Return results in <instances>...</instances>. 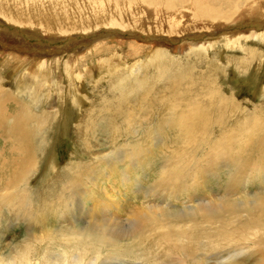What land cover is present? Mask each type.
<instances>
[{"label":"bare ground","instance_id":"6f19581e","mask_svg":"<svg viewBox=\"0 0 264 264\" xmlns=\"http://www.w3.org/2000/svg\"><path fill=\"white\" fill-rule=\"evenodd\" d=\"M233 2L0 0V20L4 25L19 26L31 35L50 41L87 35L94 42V37L102 33L106 37L117 38L120 45L101 48L102 43L95 41L94 51H90L89 55H79L80 51L77 50L67 52L62 57L58 54L36 56L35 63L23 66V69L15 73L16 77L9 86L0 75V231L3 230L0 233V243L11 232L8 231L10 225L13 228V224L19 220L24 223L27 232L19 241L13 238L1 247L0 264H108V260L112 258L103 260L104 257L95 255L100 246H118L121 249L126 247V240L132 242L142 236L154 240L153 246L157 248L158 257L152 256L155 248L152 244V250L148 251L153 254L149 252L145 256L149 261L151 258L155 259L153 264H264L263 188L260 193L251 198L246 197L247 199H231L225 195L212 203L201 201L185 213H178L169 207L153 208L146 213L131 210L126 215L129 217L126 222L131 228L121 237H118L112 221L104 213L112 209L109 203L114 204L115 198L103 193L108 202H101L100 205V200L96 199L97 191L100 190L99 175L96 177L98 167L103 165L113 174L116 164L124 161L131 167L135 165V159L144 158L140 144L135 149L131 148L132 151L129 150V138L137 135L140 125L152 121L156 122V126L165 125L173 132L170 140L172 148H184L181 152L178 150L177 153L169 152L167 155L163 152L165 156L162 159H165L161 170L166 173V180L172 182L173 186L196 163L208 168L215 163L216 166L219 165V161L227 164L225 167L230 178L228 189L234 190L250 178H260L259 181L264 183V86L260 88V80L264 74V52L261 51L262 55L254 57L253 54L259 51L244 46L245 42L248 44L253 39L257 41L253 43L255 46L264 40V0H251L242 10L236 5L231 12L223 8ZM242 22L260 25L259 28L262 29L231 31L230 27ZM6 35L0 28V37ZM218 35L221 36L217 37ZM212 37L228 51L242 52L240 57L236 56L242 65L240 70L250 74L248 83L256 88V95L260 91L263 98L260 104H252L250 111L239 109L234 98L224 96L218 86L219 81L214 79L217 70L212 72L207 67L189 70L190 73L189 68H186L187 76L177 75L179 72L176 70L175 77L160 80L161 76L154 78L151 83L144 82V74L149 71L146 66L155 61L157 64L158 61L162 62V65L165 60L168 61L170 50L165 44L169 41L187 40L186 46L190 52L198 50V53L207 56L213 45L217 44L211 41ZM139 41H144V46ZM123 45L125 46L121 47ZM262 45L264 48V43L260 46ZM106 51H111V54L108 55L107 52L109 58L102 59L101 54ZM145 51L147 52L144 54ZM96 55L100 58L96 63L98 68L88 65V61ZM193 55L191 54L192 57ZM20 58L21 56L11 53L10 58H5V61L13 63ZM206 61L208 62L207 59ZM177 63L181 69L182 65ZM168 64L167 69L170 68ZM60 66L63 67L62 71ZM191 66L195 65H190V69ZM234 69L240 71L237 67ZM225 74L224 69L220 68L219 77ZM99 75L101 77H97L96 82H107V94L91 103L83 83L86 78ZM49 76H54L56 89H53V81ZM12 87L15 90H11ZM85 105L86 109H82L84 112L82 111L80 120L72 125L77 150H74L76 152H73L69 162L62 160L59 163V146L63 137L69 134V121L73 122L74 113ZM233 106L235 110H239L235 111L238 115L235 120L228 116L227 120L221 117L219 114L222 111L217 113V119L214 115V119H210V114L216 108L232 112L229 107ZM205 108L210 114L206 113ZM210 129L222 133L218 144L212 141L215 140L214 137L211 140L214 135L206 134ZM150 130L148 136L152 133ZM229 130L231 132H227ZM236 131L245 133L236 135ZM161 132H155L154 137V141L160 144L163 141ZM106 149L108 153L103 155V150ZM83 158H88L89 162L83 164ZM59 166L60 171L54 174L50 186L46 187L47 195L37 198L38 204L34 205L35 191H32L33 196L28 184L37 178L40 171L46 173ZM125 172L127 173L125 170L121 172V175H125ZM129 176L121 178L122 187L131 185ZM172 177H177V180ZM76 194H80L81 200L88 195V199L94 203L90 208L86 206L87 202L81 203L78 215H82V211L86 214L84 219L75 222V230L48 228L45 220L51 216L57 218L59 224H64L67 216H73L72 204L76 201ZM55 203L57 208L53 206ZM52 206L57 210L53 211ZM40 207L43 208L42 212H39ZM173 223L185 225L174 229ZM4 224L6 227L2 228ZM35 227H38L39 235L36 234ZM54 244L60 249V255L50 251V246ZM35 250L39 254L37 260L33 257Z\"/></svg>","mask_w":264,"mask_h":264},{"label":"rangeland","instance_id":"374dc122","mask_svg":"<svg viewBox=\"0 0 264 264\" xmlns=\"http://www.w3.org/2000/svg\"><path fill=\"white\" fill-rule=\"evenodd\" d=\"M233 1H234L233 3L229 4L228 6H223V8H225L226 10L231 12V11H233V9L236 5L238 8H241V10H242L245 6H247L250 3L249 1H251V0H233ZM1 22L2 21L0 20L1 32L5 35L8 33V35H6L3 38L0 37V69H1L0 75L2 78L4 77L3 78L4 82L8 86L10 83H12L14 81V79L16 77L15 73L16 72L18 73L21 70V68L23 69V66H28L31 63H35V57L36 56L49 57L50 54H58L60 57H62V56H65V54L67 52H72V51L75 52L77 50L80 51L79 55H81V54L89 55L90 51H94L93 43L95 41L100 42V44L102 43L101 48L120 47V45H118V39L117 38L113 39L112 37H106L102 33L94 37L95 38L94 42L92 41L93 39L88 37L87 35H83V37L80 35L74 39H69V40L58 38L55 41H50L47 38H42V37H37V36L31 35L24 28H21L19 26L10 25V24L4 25ZM240 26H241V28H240ZM259 27H260V25H257V24H250V23L248 24L247 22H242V24L239 23V25H235V26L230 27V28H231L232 32H237V29H238V31L262 29ZM8 28L10 31L7 30ZM220 36L221 35H218L217 37H220ZM129 38H131V37H129ZM215 40L216 39H214V37H212L211 41L216 42ZM139 42H140V44L142 43L141 44L142 46H144V41H139ZM172 42L173 41H169L168 43L165 44L166 48H168L170 50L169 56L167 59L168 61L165 60V62H163V65L161 64L162 62L158 61V64H157V61H155L156 63L154 62V64H151L150 66L148 65L145 67L146 69L148 67L152 68V69L148 68V70H149V71H147L148 75L144 74V76H145L144 82L146 84H147V82L148 83L153 82L154 78H156V77L159 78L161 76L162 77L160 78V80L161 79L166 80L167 78H171L173 76L175 77L178 74L179 75L181 74L183 76H187L188 75V73H187L188 68H189L188 69V71H189V70H193V69H200L201 70V69H204V67H207L210 70H212V72L217 70L214 73V79L216 81H219L218 82L219 83L218 86H220L219 88L222 89V93H224L225 97L234 98L237 101V103L240 106L239 109L243 108L245 111H250L253 107L252 104L258 105L261 103L263 98L260 96V91L258 92V95H256V93L254 92V91H256V88H254V87L252 88L250 86V84L248 83V81H250L249 80L250 74H246V71L241 72L242 69L240 70V68H242V65L237 60V57H240L242 55L241 54L242 52H240V50L237 51L238 53L236 52V50H232V51L229 50L228 51V49L225 48V46L221 45V42H218L219 44L216 42L217 44H214L213 49L212 50L210 49L207 56H205L202 53H198V50H193L192 52H190V50L186 46L187 40H185L184 42H183V40H181L180 42H173V43ZM254 42H257L256 39H253V41L248 43V44L245 42L244 46H249L251 48L253 47L254 50L259 51V53L261 51L264 52V48H262L263 45L260 46L261 44L264 43V40H263V42L259 41L260 43H258L259 44L258 46L257 45L255 46V44H253ZM124 46L125 45H123L121 47H124ZM167 46H169V47H167ZM226 50H227V52H226ZM10 52L21 56L19 61L17 60L16 62H13V63H9L10 61L9 62L5 61V58H10V55H11ZM107 52H108V55L111 54V51L110 52L109 51L104 52V54H101L102 59H103V57H105L104 59L109 58V56H107ZM146 52L147 51H145L144 54ZM197 53H198V56H197ZM259 53H257V54L254 53L253 54V55H255L254 57H259L262 54L264 55V53H262V54L261 53L259 54ZM191 54L192 55L194 54L193 55L194 58L191 56ZM188 55H190V56H188ZM203 56L205 57L204 59H203ZM186 57H188V58H186ZM189 58H190V60H189ZM21 59H23V60L25 59V61L22 60L23 61L22 62ZM98 59H100V58H98L97 55L94 56L93 59L88 61V65H90V66L94 65V66H96V68H98V66L96 65ZM206 59L208 60L209 63L206 61ZM193 61L194 62L196 61V62L194 63ZM197 61H199L200 64ZM25 62H27V63H25ZM166 62H168L170 65L173 64L172 62H174V64L172 66H170ZM177 62H179V65H182V67H185V68L181 67V69H180ZM185 62H186V64H185ZM159 63L161 65H159ZM176 63H177V65H176ZM164 64H166V65H164ZM167 64L169 65L168 67H170V68L173 67V68L167 69L166 68ZM190 65H195V66L194 67L191 66L192 69H190ZM236 67L239 68L240 71L235 70L234 68H236ZM62 68L63 67L60 66L61 71H62ZM220 68L224 69V71L226 73L225 75H223V77H222V75H220V77L218 75ZM2 69H4V70H2ZM6 69L8 70V72ZM160 69H162L161 72H160ZM184 70H186V72H184ZM175 71L179 72V73H176ZM77 72H78V70L76 69V73ZM173 72H174V74H173ZM151 73H153V74H151ZM189 73H190V71H189ZM168 74H169V77H168ZM102 75H104V74H102ZM153 75H155V76L153 77ZM157 75H159V76H157ZM5 76H6V78H5ZM13 76H14V78H13ZM44 77H47V75L44 74ZM53 77L54 76H49V78H52V81H53V83H52V85L54 86L53 89H56L55 86H57V82H55L53 80ZM97 77L100 78L101 76L99 75V76H96L95 78H91V79H93L92 81L90 78H86V81L83 83L87 93H89L88 100L91 103H93V101L95 102V100L97 101L98 99L103 98L107 94V90H106V89H108L107 82H105V81L103 83L102 82L99 83L98 81L96 82ZM150 80H152V81H150ZM260 82H261L260 88H262L264 86V74L262 75ZM216 84H215V87L218 88V86H216ZM13 87L11 88V90H15V88H13ZM93 89H94V91H93ZM248 102L251 104H249ZM216 107H217V105H216ZM236 108H238V107H236ZM82 109L85 110L86 105L84 107H82L79 111H76L74 113L75 115H73V120H74L73 122L69 121L70 128H71L69 130V134L66 135L65 137H63L62 144L59 146V157H60V159L58 160L59 163H61L62 160L64 162L65 161L69 162V160H71V158L73 156V152H76L74 150H77L76 145H74V144H76L75 143L76 141H75V137L73 135L74 131H72L73 130L72 125H74L75 123H77V121L80 120L81 115L84 112ZM219 109H222V108H218V110ZM229 109H232V112H231V110H228V109H226V111H223V110L218 111L216 108V111L214 113L211 111L213 114H210L209 113L210 111L205 108L206 113L210 114L211 120H213L214 117H215V119H217L216 115H217V113L219 114L220 111L223 112V113L220 112L221 114H219L221 117H225V119L227 120L228 119L227 116H228L229 119L235 120L238 117V115L236 114L235 111H239V110L238 109L235 110L234 106H233V108L229 107ZM212 115H214V117ZM139 127H138L139 128L138 131L136 132L137 135H134L132 138H129L130 143H128V145L131 146V147H129L130 148L129 150L132 151L131 148H134L135 146L137 147L140 144L139 147H141V149L143 150V153L145 155L144 158H139L140 160L135 159V165L131 166V167L129 166L128 162L124 163V161L116 164L115 169H114V173H113L114 175L111 172H109V170H107L108 168H106L103 165H100L98 167V170H97L98 173L96 174V177H98V175H99L98 184L100 186V190H99V192L97 191V198H96L97 200H100L99 205L101 204V202H103V203L108 202V199L106 198V196L115 198V200H116L114 202V204H113V202L109 203L110 204L109 207H111L112 209L105 211L104 213H105V215H107V217L109 216L108 220L112 221L113 229L116 231V234L117 233L119 234L118 237H121L124 232H126L128 229L131 228V225L128 222H126L127 221L126 219L129 218V217H126V215H129L131 213L130 212L131 210H133V211L137 210L140 213H146L150 209H153V208H167V207H169L171 209L178 211V213H185L190 207H194V206L196 207V205L201 201L212 203L216 199L223 197L225 195H228L229 196L228 198H231V199H238V198L247 199L246 197L251 198L252 195L260 193L261 188H263V190H264V183H261L259 181L260 178L246 179L245 181H243V183L241 185L239 184V187L235 188L234 190H231V188L228 189V184H229L228 179H230V178H229V176H227V169L225 167V165H227V164L223 161H221V162L219 161L218 162L219 165H217V166L215 165L217 163L212 164V165L210 164L211 166H208V168H207V166L205 167L204 165L202 167L201 163L198 162L195 164L194 167L191 168L192 170H190L188 173L183 175L178 181H176L178 184H175L173 186L172 182L170 183V182H168V180H166V179H168L166 176V173L161 170V168H162L161 165L163 164L162 162L165 159V158L162 159V157L167 155L166 153H169V152L177 153L178 150H179V152H181L182 150H184V148L181 146H180L181 148L179 146L172 148V146L170 145V140L173 136V132L171 133V130L169 131L165 127V125L164 126L162 125L161 127L159 125L156 126V122L152 121L149 123H144V124L140 125ZM162 128L164 130H162ZM147 129L148 130L152 129V130H150V131H152V133L149 136L147 135V134H149V131ZM158 131L161 132L160 134L162 136V140L164 141V142L162 141V144L154 141V137L156 134H158ZM209 131H210V133H208ZM155 132H156V134H155ZM218 132H220V131H218ZM218 132H217V130L211 131V129H210L206 132V134H209V135L211 134V136L214 135L212 137L210 136L211 140L214 137L215 140L213 139L212 141L216 142V144H218V142L220 140L219 136L222 134V133L219 134ZM227 132H231V131L229 130ZM201 133H203V132H201ZM235 133H236V135H241V134H244L245 132L244 131L243 132H237L236 131ZM133 134H135V133H133ZM215 134H217V135H215ZM220 137H222V135ZM142 140H144V141H142ZM166 148H168V149H166ZM103 149H105V148L103 147ZM163 152H165L164 153L165 155H163ZM107 153H108V149L103 150V155H106ZM160 154H162L163 156H160ZM100 156H102V155H100ZM83 159L84 160H82V163L84 162L85 164H87L89 162L88 158H83ZM141 160L143 162H140ZM137 161L140 162V164ZM94 163H96V162H94ZM136 163L139 164V167L137 166L138 164L136 165ZM135 166H137V167H135ZM197 166H199V167H197ZM175 168H176V166H175ZM198 168H201L202 170H200ZM60 169H61V166L57 167L56 170L52 169L51 171H48L46 173L42 172L44 175L40 171L37 178L33 179L30 182L31 184H28L29 190L31 189L30 190L31 194L34 191L36 193V194L33 193L36 196H34L32 194L34 196V199L36 198L34 200V202H35L34 205L38 204L37 198H39V197L41 198V197H44L45 195H47L46 194L48 191L47 188L50 186V182H51V180H53L54 174L56 172L60 171ZM130 169L132 172L129 171ZM124 170L127 171V173L125 172L126 173L125 175H121V172H124ZM193 170H195V172ZM133 171L135 172V174ZM190 172H192V173H190ZM128 173H130V174H128ZM131 173H132V175H131ZM214 173L216 175H214ZM108 175H109V177H108ZM127 175L128 176L130 175L129 180L131 179V181H129V182H132V183H130L131 185H127L124 188V187H122V184H120V180L123 176H127ZM172 178H174V180H177V177H172ZM79 196H80V194L74 195V198H76V201L75 200L73 201L75 205L72 204V207H73V209H72L73 216L72 217L67 216L65 214L67 216L66 221L64 222V224H59V222H58L59 220H57V218H55V217L52 218V216H51L50 219L45 220V221H47V222H45L47 227L50 229H55L56 227L57 228L63 227V228L74 231L76 228L75 222L78 221L79 219H84L85 214H86V212L82 211V212H80V213H82V215H78L79 210L82 207L81 203L87 202L86 206H88V208H90L91 205L94 203L93 200L88 199L89 198L88 195L84 196V198L82 200L79 199L80 198ZM53 206L57 208L56 203L53 204ZM54 207L52 208V210L53 209H54L53 211L57 210ZM41 210H43V208L40 207L39 212H42ZM45 212H47V211H43V213H45ZM47 223H49V224H47ZM5 225L6 224H4L2 228H4ZM13 225H14L13 228H12V224L10 225V228H8V231L11 230V232H8L9 234L5 235L4 239L2 240L3 243H0V249L4 244L11 242V240L13 238L15 241H17V240L19 241L24 235L27 234V232H25V229H24V223H22L21 220H19L18 223H14ZM183 225H185V224L173 223L172 227L174 229H177V228L184 227ZM37 228L38 227H35L34 230H36V234L39 235L40 232ZM210 228H214V226H210ZM155 230L158 231V229H155ZM2 231L3 230H1L0 233ZM144 238H145L144 236H142V238L138 237L139 240L136 238L137 240L132 241V242L131 241L128 242V240H126L124 243V245H126V247L121 248V249L118 246H115V248H112V247L108 248V247L100 246L98 252H96L95 255L101 256V258L104 257L103 260L105 258H108V259L112 258L111 260H108V264H112V263H117V264L118 263L119 264H153V261L155 259L151 258V260L149 261V260L145 259V256L147 255V253L151 252L148 250H152V246H153V244H155L154 240L153 239L148 240V238L146 237L145 240H148V241L145 242ZM203 241L205 242L206 240L204 239ZM150 244H152V246ZM121 245H123L122 242H121ZM148 246H150V247H148ZM50 247L53 249L52 250L50 248L51 252H55L59 255L61 254V251H60V249H58L56 247V244H54L53 246L51 245ZM130 247H132V248H130ZM54 248H56V249H54ZM153 248H154L153 249L154 251L152 250V252H154V254L152 252L150 254H153L152 256H155L156 254H158L157 248L155 245L153 246ZM105 249L106 250L108 249V251H106ZM129 250H130V253L128 252ZM108 252H110L111 254ZM116 252H117V254H115ZM105 253L107 256L104 255ZM118 253H119V255H118ZM120 254H122L123 256H121ZM113 255H116V256H113ZM33 257L35 260H37L39 258V254H37V250H35L33 252ZM113 257H115V259ZM156 257H158V255H156ZM116 259L117 260L119 259V261H117ZM148 261L152 262V263H149Z\"/></svg>","mask_w":264,"mask_h":264}]
</instances>
